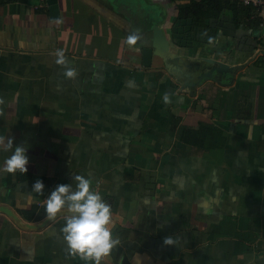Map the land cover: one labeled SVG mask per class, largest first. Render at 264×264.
I'll return each mask as SVG.
<instances>
[{
	"label": "crops",
	"instance_id": "crops-1",
	"mask_svg": "<svg viewBox=\"0 0 264 264\" xmlns=\"http://www.w3.org/2000/svg\"><path fill=\"white\" fill-rule=\"evenodd\" d=\"M189 3L58 0L54 15L47 0L0 5V264H85L63 239L67 210L49 220L47 196L3 170L7 136L28 148L36 180L92 175L120 240L101 264H264V26L253 35L228 17L216 43L198 30L177 46L172 71L157 57L144 65L150 26L169 35ZM206 56L234 65L232 78L200 81ZM201 124L223 129L225 146L181 140V126ZM33 204L28 220L21 210Z\"/></svg>",
	"mask_w": 264,
	"mask_h": 264
},
{
	"label": "clouds",
	"instance_id": "clouds-1",
	"mask_svg": "<svg viewBox=\"0 0 264 264\" xmlns=\"http://www.w3.org/2000/svg\"><path fill=\"white\" fill-rule=\"evenodd\" d=\"M138 37H128L129 44H135ZM55 63L64 66L66 78H75L78 73L74 67L67 66V59L63 49H57ZM164 102L169 103L166 94ZM35 123V122H34ZM0 137V143L4 141ZM6 146L3 150L10 151L11 155L4 161V171L27 173L29 165L28 148L24 145H16L14 139L6 137ZM46 185L42 179H37L32 184L33 192L43 195ZM65 222L61 227V233L67 245L69 254L79 257L85 264H101L109 257L113 249L120 244V240L113 236L112 208L104 197L95 189L94 179L89 174H73L72 181L60 183L50 190L46 199L44 212L51 220L58 214L65 212ZM166 245H173L175 241L171 236L164 239Z\"/></svg>",
	"mask_w": 264,
	"mask_h": 264
},
{
	"label": "trees",
	"instance_id": "trees-1",
	"mask_svg": "<svg viewBox=\"0 0 264 264\" xmlns=\"http://www.w3.org/2000/svg\"><path fill=\"white\" fill-rule=\"evenodd\" d=\"M16 0H0V5H5ZM176 2L178 0H170ZM188 6L180 7L177 16L174 18V25L170 35L172 41L178 46H191L195 40L196 31L205 32L208 36V42L216 43L218 41V25L224 19L230 17L233 19L236 27H243L246 31H251L253 35H262V19L258 14L256 7L246 5L234 0H189ZM227 21V20H225ZM258 38V37H257ZM258 42L264 46V40L258 38ZM259 44V43H258ZM256 64L264 69V57H258ZM176 125L180 124V119L174 121ZM181 140L193 147L206 149H221L225 146L227 135L223 129L212 125H199L198 127L181 126ZM21 181H28L32 188L35 178L31 173L19 172ZM46 188L44 194H38L40 199L45 198L54 189L57 184L66 183L61 180L54 182L53 179L42 177ZM38 206L33 204L30 209L21 210L22 215L32 220L35 217Z\"/></svg>",
	"mask_w": 264,
	"mask_h": 264
},
{
	"label": "water",
	"instance_id": "water-1",
	"mask_svg": "<svg viewBox=\"0 0 264 264\" xmlns=\"http://www.w3.org/2000/svg\"><path fill=\"white\" fill-rule=\"evenodd\" d=\"M52 15L58 14L59 6L58 0H47ZM150 29L153 31V36L151 37V47H144L143 53V63L146 66L152 65V61L154 58L160 59L162 61L168 71H172L171 64L169 63V58L175 56H180L179 51L177 50V46L171 39V37L164 32L162 27L158 24H154L150 26ZM139 35V33H135ZM143 39L139 38L136 40V43L142 42ZM175 46V47H174ZM176 49V50H175ZM202 61L207 63L206 68L207 70L202 75L201 80L207 78H218L219 76H225L226 78H232L230 75L235 71L234 65L221 60V59H214L211 56L202 57ZM193 62L192 64L199 68L201 66V62ZM203 63V62H202Z\"/></svg>",
	"mask_w": 264,
	"mask_h": 264
},
{
	"label": "built area",
	"instance_id": "built-area-1",
	"mask_svg": "<svg viewBox=\"0 0 264 264\" xmlns=\"http://www.w3.org/2000/svg\"><path fill=\"white\" fill-rule=\"evenodd\" d=\"M246 5H253L254 7H256L259 16L262 19V24L261 26H264V0H234Z\"/></svg>",
	"mask_w": 264,
	"mask_h": 264
},
{
	"label": "rangeland",
	"instance_id": "rangeland-1",
	"mask_svg": "<svg viewBox=\"0 0 264 264\" xmlns=\"http://www.w3.org/2000/svg\"><path fill=\"white\" fill-rule=\"evenodd\" d=\"M129 1H130L131 4L133 3V0H129ZM146 7H147V8H150V7H148L147 5H146ZM132 8L136 10L135 4H134V7H132ZM146 15H149V10H147Z\"/></svg>",
	"mask_w": 264,
	"mask_h": 264
}]
</instances>
